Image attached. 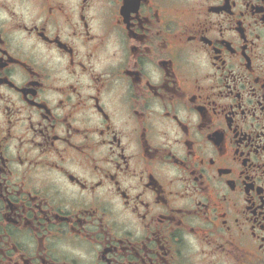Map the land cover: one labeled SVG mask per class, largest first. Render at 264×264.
<instances>
[{
	"label": "flooded vegetation",
	"instance_id": "1",
	"mask_svg": "<svg viewBox=\"0 0 264 264\" xmlns=\"http://www.w3.org/2000/svg\"><path fill=\"white\" fill-rule=\"evenodd\" d=\"M0 264H264V0H0Z\"/></svg>",
	"mask_w": 264,
	"mask_h": 264
}]
</instances>
